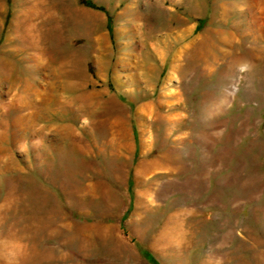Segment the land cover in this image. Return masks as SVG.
<instances>
[{
  "label": "rangeland",
  "instance_id": "obj_1",
  "mask_svg": "<svg viewBox=\"0 0 264 264\" xmlns=\"http://www.w3.org/2000/svg\"><path fill=\"white\" fill-rule=\"evenodd\" d=\"M83 1L0 0V264H264V0Z\"/></svg>",
  "mask_w": 264,
  "mask_h": 264
},
{
  "label": "clouds",
  "instance_id": "obj_2",
  "mask_svg": "<svg viewBox=\"0 0 264 264\" xmlns=\"http://www.w3.org/2000/svg\"><path fill=\"white\" fill-rule=\"evenodd\" d=\"M255 69V65L250 60H244L240 65V71L242 72H252ZM238 81L237 84L229 83V85L225 88L226 97L231 100L234 97V94L238 92Z\"/></svg>",
  "mask_w": 264,
  "mask_h": 264
},
{
  "label": "trees",
  "instance_id": "obj_3",
  "mask_svg": "<svg viewBox=\"0 0 264 264\" xmlns=\"http://www.w3.org/2000/svg\"><path fill=\"white\" fill-rule=\"evenodd\" d=\"M83 3L86 4V5H88V6L94 7V8H100V7L96 6L95 4H93V3H91L90 1H87V0L83 1Z\"/></svg>",
  "mask_w": 264,
  "mask_h": 264
},
{
  "label": "bare ground",
  "instance_id": "obj_4",
  "mask_svg": "<svg viewBox=\"0 0 264 264\" xmlns=\"http://www.w3.org/2000/svg\"><path fill=\"white\" fill-rule=\"evenodd\" d=\"M9 64H10V62H8L7 60H0V66L2 65L4 67V65H5V67H6V65H9Z\"/></svg>",
  "mask_w": 264,
  "mask_h": 264
}]
</instances>
